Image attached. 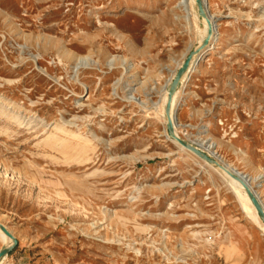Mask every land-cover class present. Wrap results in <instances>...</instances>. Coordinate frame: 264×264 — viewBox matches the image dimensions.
<instances>
[{
    "label": "rangeland",
    "instance_id": "obj_1",
    "mask_svg": "<svg viewBox=\"0 0 264 264\" xmlns=\"http://www.w3.org/2000/svg\"><path fill=\"white\" fill-rule=\"evenodd\" d=\"M180 1L0 0L2 264H264L227 181L164 133L163 87L201 22ZM207 8L219 38L179 136L261 176L264 205V0Z\"/></svg>",
    "mask_w": 264,
    "mask_h": 264
},
{
    "label": "bare ground",
    "instance_id": "obj_2",
    "mask_svg": "<svg viewBox=\"0 0 264 264\" xmlns=\"http://www.w3.org/2000/svg\"><path fill=\"white\" fill-rule=\"evenodd\" d=\"M203 2L205 4L206 16L210 20L211 25H212V32H211L210 36L208 37L206 45L203 44V40L207 34V23H206V20L204 18H200L198 16L197 11L195 10V0H181L179 2L180 6L181 5L184 6V10H185L184 11L185 12L184 17L187 18L189 16H192V18L194 20H197L199 18V19H201L200 20L201 22H199L200 24L196 26V30H197V33L199 36L197 42L189 45L186 53L183 54V59L177 63L176 69L170 71L169 77L167 78V81L165 82V85L163 87V91H162V95H161V101H160L159 106H160V109L162 111L161 116H162V118L164 120V124H165L164 125V127H165L164 133H165V136L172 143H174L179 149L187 152L188 154L192 155L194 158L199 159L202 163L210 166L216 173H218L221 176V178L225 179L227 181V184H229L230 187L232 188V190L234 191L236 197L242 202V207L245 210V212L247 214L252 215L254 223H256L257 226L260 228V230L264 233V223L261 220V218L259 217V215L257 214L256 209L254 208L253 204L251 203V201H250L247 193L245 192L244 188L242 187V185H240L237 181H235L234 179L229 177L227 175V173L222 171L220 168L216 167L215 165L208 164L204 159L199 158L195 153L186 149L184 146L179 144L174 138L170 137L166 131V116L164 113V106H165V103L167 101V88H168V85H169L175 71L183 62L188 51H195L194 55L192 56V59L190 60V63H189V66H188L186 72L183 73V75L180 78V85L178 86V88L173 93L171 103H170V116H171L172 121H173L174 132L178 137H180L179 132H178V125L179 124L177 122L178 116H177V113L175 112V107H177V105L179 104L180 95L186 89V87L190 81L192 72L196 69L197 65H199V63L203 59V52L208 48V46H210L211 44L216 42L219 38V34L217 31V19L209 13L208 8H207V0H203ZM183 139H185L186 141H189L190 143L195 145L198 149L205 152L210 157L215 158L216 161H218L221 165L225 166L230 171H234V172L240 174L241 176H244L248 186L255 193V195L257 196L258 200L260 201V203L264 209V205L262 204V201H261V199L258 195L257 189H256L259 186V184L254 185V186L251 184V182H256L261 176L251 178L246 173H243V172L237 170L236 168L232 167L229 163L222 160L219 156H217V154L214 150V143L213 142H208V140H206V139H202V140L188 139V138H183ZM0 223L2 225H4L8 231H10V229L7 225L2 223L1 221H0ZM6 240H8L9 243L11 242V239L9 237H7L0 229V242L6 241ZM4 259H5V257L1 259L0 264L3 263Z\"/></svg>",
    "mask_w": 264,
    "mask_h": 264
},
{
    "label": "water",
    "instance_id": "obj_3",
    "mask_svg": "<svg viewBox=\"0 0 264 264\" xmlns=\"http://www.w3.org/2000/svg\"><path fill=\"white\" fill-rule=\"evenodd\" d=\"M195 10L197 11L198 16L200 18H204L206 20V23H207V34L203 40V44L206 45L208 37L210 36V34L212 32V25H211L210 20L206 16L205 4H204L203 0H195ZM194 53H195V51H188L183 62L175 71V73H174V75H173V77H172V79L168 85L167 101H166L165 106H164V113L166 116V131L170 137L174 138L179 144L184 146L186 149L195 153L199 158L204 159L208 164L215 165L216 167L220 168L222 171L227 173V175L229 177H231L232 179L237 181L240 185H242V187L244 188L245 192L247 193L251 203L253 204L254 208L256 209L257 214L259 215V217L261 218V220L264 223V209H263L260 201L258 200L257 196L255 195V193L248 186V184L245 180V177L241 176L240 174H238L234 171H230L225 166L221 165L218 161H216L213 157H210L209 155H207L205 152L198 149L195 145H193L189 141H186L185 139L178 137L174 132L173 121H172V118L170 116V103H171L172 95L175 92V90L178 88V86L180 85V78L183 75V73L186 72V70L189 66L190 60L192 59V56L194 55ZM0 229L7 237H9L11 239V242L9 244L2 245L0 247V261H1V259L6 257L11 252V250L14 248V246L17 244V239L1 223H0Z\"/></svg>",
    "mask_w": 264,
    "mask_h": 264
}]
</instances>
